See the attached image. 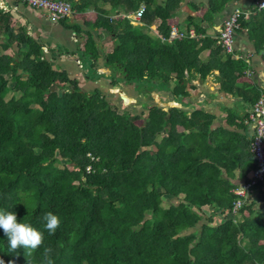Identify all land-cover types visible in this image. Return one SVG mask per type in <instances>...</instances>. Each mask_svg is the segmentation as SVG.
Masks as SVG:
<instances>
[{"label":"trees","instance_id":"16d2710c","mask_svg":"<svg viewBox=\"0 0 264 264\" xmlns=\"http://www.w3.org/2000/svg\"><path fill=\"white\" fill-rule=\"evenodd\" d=\"M68 1L75 12L97 11L87 29L60 20L82 38L77 51L85 79L135 84L145 96L158 87L181 99L191 80L217 70L219 90L240 97L242 107L251 108L262 95L259 86L239 81L249 68L245 60L223 53L215 39L166 41L151 29L156 23L168 35V20L182 0ZM101 1L122 5L126 13L143 3L146 10L132 23L98 8ZM230 1L208 0L203 18L188 16V26L206 32L203 22ZM251 7L258 15L248 25L264 52V24L257 19L264 10ZM244 20L240 15L241 25ZM93 28L113 41L107 75L96 69L100 48ZM44 46L0 7V210L15 212L18 222L44 235L28 255L23 247L11 250L0 228V264H42L49 246L54 264H264V183L252 189L260 207L253 199L239 215L230 211L238 181H247L256 165L247 111L224 107V126L201 107L144 102L142 112L119 108L102 88L85 89L55 67ZM33 105L35 117L26 112ZM49 211L61 221L54 235L43 227Z\"/></svg>","mask_w":264,"mask_h":264},{"label":"crops","instance_id":"0c3cea01","mask_svg":"<svg viewBox=\"0 0 264 264\" xmlns=\"http://www.w3.org/2000/svg\"><path fill=\"white\" fill-rule=\"evenodd\" d=\"M257 1L258 0L230 1L222 12L215 14L211 21L203 22V26L207 29V31L200 34L204 35L201 39H215L225 18H227L236 8H240L242 10V14L244 15L245 22L241 25L235 35V52L238 55V57L235 58L245 60V62L249 65V68L246 71V74L240 78L239 81L242 85L259 86L262 89V95L264 96V52L262 50H257L255 40L251 32L252 30L248 25L253 24L254 22H251L252 19H254L253 17L258 15V13H253L251 7L253 3L256 6ZM0 2L3 4V6L0 4V7L3 10L11 11L14 14L17 26L26 25L28 32L45 44L44 51L46 57L52 61L53 65L58 68L66 69L72 77L80 79L83 88L91 89L94 87H100L104 91L119 89L121 93L122 91H130L132 97H136L135 93H139L142 97L145 96V94L140 93L135 89V84L121 83L118 86H111L108 80L104 78L96 81L85 79V65L81 62L77 51L78 43L82 41V38L79 35L67 28V26L62 22L51 21L48 17L47 11L43 9L32 8L16 0H0ZM193 3L197 4V7H194ZM99 4L101 7L98 8L110 12V16L115 18L120 16L123 20L130 19V21L134 23L133 15L135 11L132 13H126L122 5L112 7L109 3H104L102 1ZM207 5L208 0H182L180 7L176 9L175 14L169 18L168 22L170 26L177 25L180 30L188 28L196 29L194 26H188L186 18L188 16H193L197 19H202L208 8ZM262 10H264V8L258 9L259 12ZM96 15L97 11L95 8L89 7L81 12L73 11V13L68 16L67 22L72 25H80L84 29H87V23L93 22ZM257 19L260 20V23L264 24V16H259ZM152 26L151 28L154 31H157L156 23L152 24ZM92 33L94 34L100 48V56L96 60V69L98 72L106 73L107 75L110 73V68L105 65L106 54L113 49V41L107 32L99 30L98 28H93ZM210 51L211 47H206L203 50V57L208 58ZM217 73L218 71L215 70L214 73L210 74L205 80H201L199 77L191 80V82L187 84L189 94L181 97V99H175L171 92L163 90L162 103L165 106L162 105V107L166 109L171 106L188 109L201 107L205 111L216 115L215 125L225 126L226 119L223 111L224 107L239 105L238 107L241 108L243 113L248 111L250 108L247 106H245V108L242 107L243 105L240 103V97L226 94L225 92L219 90V82L215 78ZM183 80V78L180 79V81ZM128 87H130V89H128ZM126 97L127 96H122L125 101L127 99ZM248 137H250V132H248ZM243 181L244 179L238 181V184H242ZM258 197V191L254 190L250 194L249 201L256 199L258 200L257 203H260V198Z\"/></svg>","mask_w":264,"mask_h":264},{"label":"built area","instance_id":"2783aa9c","mask_svg":"<svg viewBox=\"0 0 264 264\" xmlns=\"http://www.w3.org/2000/svg\"><path fill=\"white\" fill-rule=\"evenodd\" d=\"M24 3L32 8L43 9L47 11L48 17L53 22H58L61 19L70 16L73 13V8L68 0H16ZM3 6V4L0 2ZM257 9L264 8V0L256 2ZM146 10L145 4H141L133 15V22L138 23L141 21ZM242 15V10L236 8L227 18H225L223 25L215 37V42L222 48L226 54H232L238 57L235 52V35L241 27L239 17ZM154 31V30H153ZM157 35L163 40L172 41L174 39H181L185 37L201 39L204 37L194 28L180 30L177 25H172L168 35L156 31ZM244 122L249 126L251 138V150L253 151L256 159V165L251 173L250 178L244 181L241 185L236 187L233 191L239 198L230 207L233 215L240 214V208L243 204L249 202L250 194L255 185L264 183V96L253 104L247 111V116ZM90 169V167H88ZM207 215L210 214L208 208H205Z\"/></svg>","mask_w":264,"mask_h":264},{"label":"clouds","instance_id":"9594fccd","mask_svg":"<svg viewBox=\"0 0 264 264\" xmlns=\"http://www.w3.org/2000/svg\"><path fill=\"white\" fill-rule=\"evenodd\" d=\"M42 222L44 229L49 235H54L61 223L58 215L50 211L43 214ZM0 228L3 229L10 249L13 251L23 247L27 250L28 255H32L44 242L43 232L30 224L18 222L15 212L0 210ZM52 253L53 249L50 246L44 248L42 264H54Z\"/></svg>","mask_w":264,"mask_h":264},{"label":"rangeland","instance_id":"374dc122","mask_svg":"<svg viewBox=\"0 0 264 264\" xmlns=\"http://www.w3.org/2000/svg\"><path fill=\"white\" fill-rule=\"evenodd\" d=\"M145 29H147V28H145ZM154 32L156 33V31H154ZM13 83H14V79L11 78L10 86H12ZM146 85L148 86V83L144 84L143 87ZM128 89H130V87H128ZM163 90L164 89H162L160 91V89L158 87H156L153 92H151L149 95L144 96V97H142V95L140 96L139 93H135L136 97H132V94L130 93V91H128L129 93L127 91H126L127 93L125 91H122V93H121L119 89L105 90V93L107 94L108 99L113 103L114 106L117 105L119 108H123V107L127 106V107H129V109H131V111L142 112V111H144V106H143L144 102H146L148 104H159L161 106L162 105L165 106L162 103V91ZM124 92H125V94H124ZM122 96H127L126 101L122 98ZM26 112L31 117H35L38 114L39 109H38V107L33 105ZM137 122L141 124L143 122V119H139ZM166 199H167V197H166ZM260 204L261 203H256L255 207L256 208L260 207ZM202 220H203L202 222L206 221L204 218H202ZM199 225L197 227H199Z\"/></svg>","mask_w":264,"mask_h":264}]
</instances>
